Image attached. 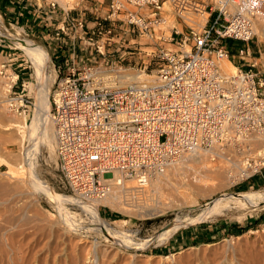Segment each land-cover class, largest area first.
<instances>
[{
	"label": "built area",
	"instance_id": "1",
	"mask_svg": "<svg viewBox=\"0 0 264 264\" xmlns=\"http://www.w3.org/2000/svg\"><path fill=\"white\" fill-rule=\"evenodd\" d=\"M48 2L64 12L52 39L69 51L49 50L48 70L57 181L77 200L70 203L101 199L131 180L144 187L196 150L239 164V180L262 172L264 71L252 43L261 51L264 0ZM226 38L245 45L234 52ZM18 48L0 37V99L26 114L34 82L15 65Z\"/></svg>",
	"mask_w": 264,
	"mask_h": 264
},
{
	"label": "rangeland",
	"instance_id": "2",
	"mask_svg": "<svg viewBox=\"0 0 264 264\" xmlns=\"http://www.w3.org/2000/svg\"><path fill=\"white\" fill-rule=\"evenodd\" d=\"M44 1L42 0L43 3ZM58 1L63 6L72 7L79 0ZM263 26L264 8L258 20L261 51L258 50L257 38L252 43V48L259 61L257 65L258 69L264 71V34L261 31ZM5 27L8 29H5ZM18 31L19 35L16 34ZM0 32L19 36V39L24 43L33 45L32 50H25L28 55L21 48L12 49V51L18 57L16 58L15 65L24 71L31 72L32 77L30 79L35 82L36 77L30 59L32 60L33 57H36L44 64L45 58L40 54L38 46L27 38H32L42 43L51 51L48 42L38 35L37 32L29 30L24 23H17L8 19L1 11ZM224 42L234 52H237L240 46L245 45L244 42L232 38H226ZM169 45L172 46L171 44ZM3 53H5V50ZM3 58L4 55L0 53V60ZM50 68L48 70L50 71L48 75L50 77L49 99L56 86V84L52 83L54 79L53 72H55L53 65ZM40 100L41 92L39 91V105ZM35 106L31 105L26 114H17L9 111L6 103L0 102V140H6V143L0 141V200L6 201L5 204L0 205V224H2L4 229H9L13 226L12 232L9 235L7 234L2 237L0 234V246L6 248V244L13 242L17 248L16 250H18V253L23 258L24 264H29V262H31L30 264H57V262L63 264L60 261L63 256L59 252H57L58 254H51V248H49V244L53 245L54 242L61 240L60 238L57 240V232L54 233L52 231V228L57 227L56 225H60L61 223V225H64L66 223L77 227L79 234L89 240V242L92 241V243L97 242L98 244L105 245V243H108V240L104 230L97 229V231L94 229L90 213L76 203L65 201L60 206L56 201L43 191H39L33 185L27 170L28 168L22 169L20 167L23 160L21 141L28 136V127L33 124V120L35 119L37 111ZM15 120L26 121L27 127L15 126ZM52 122L50 116L51 125L53 124ZM10 132H12V135ZM52 137L50 141L45 139L39 141L36 150L30 154V163L32 167L34 166L33 169L36 171L39 179L47 184L48 187L52 185L57 193H66L67 191L60 188L57 181L60 177V171L57 169L55 131ZM7 138L11 141H7ZM200 160L204 163V166L208 165L212 170L218 171L219 169L220 175L212 173L210 177L205 179L206 185H203V182L201 183L199 179L196 180L192 176L191 181L194 178V181H196L194 183L191 182L192 187L190 189L193 191H190L189 194L180 190L181 193L177 191L179 193L177 195L175 190H170L171 188L168 190V187L163 188L161 192L157 191L154 193L150 191V194L147 192L144 196V202L126 203L127 206L134 208H132L134 212L131 209L127 211L110 206H99V213L97 210L95 212L98 217L104 220L117 233L128 236L133 242L131 245H116L114 253L116 251L118 254L114 256V264H264V182L259 185L238 188L235 184L239 181V178L233 183L229 182L230 179L229 181L224 180L228 179L226 177H229L230 172L226 170L228 165L225 161L212 160L207 154L201 155ZM189 161L192 164L194 162L193 158ZM223 167H225V170ZM52 187L50 188L52 189ZM181 189H185V187H181ZM194 189L199 192H195ZM246 192L256 193L259 197L258 203L255 204L256 202H253V204H246V206L242 207L235 200H232L236 199L234 197H239L240 194ZM222 195H227L225 199L229 197L226 199L229 201L228 205L220 210V212L213 213L203 220L190 222L192 224L189 223V225L177 229L163 241L150 245L147 244L148 240L162 233L176 216L195 218L207 203ZM155 201H159L160 204L158 203L159 205L157 206ZM179 202L183 203L175 204ZM138 203H144L146 207L141 205L142 208L135 205ZM170 203H173L172 206L166 205H170ZM154 208L157 210L165 209V211L151 215L144 212L146 209L148 212H151ZM222 223L240 224L242 225V229L223 231ZM190 227H194L193 230L196 229L195 233L198 236H195V238L189 240L188 243L178 249L170 250L166 248L167 242L173 235H176L181 229H189ZM51 237L53 238L51 239ZM136 244L139 245L136 246ZM116 257L119 259H116ZM91 258H94V255ZM33 259L37 261L35 260L34 262ZM4 260H6L5 256L2 259L0 258V263L5 264Z\"/></svg>",
	"mask_w": 264,
	"mask_h": 264
},
{
	"label": "bare ground",
	"instance_id": "3",
	"mask_svg": "<svg viewBox=\"0 0 264 264\" xmlns=\"http://www.w3.org/2000/svg\"><path fill=\"white\" fill-rule=\"evenodd\" d=\"M261 31H262V34H264V26L261 28ZM5 34L6 33L0 32V35H5ZM16 34L19 35V31L16 32ZM6 35H9L10 37H12L15 44H17L24 51L27 49L32 50L33 45H30V44L28 45L27 43H24L23 41H21L19 39L20 38L19 36H15V35H12L9 33ZM27 39L32 40L38 46V48L40 50V54L42 55L43 58H45V62L43 64V62L41 60L37 59L36 57H33L32 60L29 58L31 61V64L33 66L34 75L36 77V80H35L34 84H32V87H33L34 95L36 98V101H35L36 106L35 107H36L37 111L35 113L36 116H35V119L33 120V124L28 127L29 128L28 129L29 130L28 136L26 137V139H23L21 141V144H22L21 152L23 154V160L21 161L20 167L22 169L28 168L27 170L29 172V176L31 178L33 185L39 191L41 190L45 194H47L51 199L56 201L59 205L65 201L66 202H72V201L75 202L77 200L75 198H73V196H71L67 193L58 192V193H60V194H58L57 191L52 187V185L50 186V183H49V186L52 187V189L50 187H48L47 184H45L42 180L39 179L36 171L33 169L34 166L32 167V165L30 163L31 152L36 150V147H37L40 140L45 139V140L50 141L52 134L55 131V128H54L53 122H52L53 126L50 124V112H49L50 106H51V98L49 99V96H48L49 90H50V85H49L50 84L49 83L50 77L48 76L49 72H50V71H48V66L50 64V51L42 43L37 42L32 38H27ZM25 53H26V51H25ZM230 61H229V59L223 60L222 61L223 66L230 71L236 70L237 65L236 66L233 65ZM53 76L55 78V72H53ZM53 81H54V79H53ZM37 84L39 87L38 90L41 92L40 105L38 104V93H39V91L37 90ZM1 93H2V91H0V94ZM1 101L2 100L0 99V102ZM14 124H15V126L27 127L26 121H24V120H15ZM10 133L12 135V132H10ZM8 139L9 138H7V141H9ZM0 141H2V140H0ZM5 141L6 140H4L2 142L6 143ZM257 143H259V146H263L264 145V136H262ZM3 147H5V146H3ZM9 148H11V147H9ZM4 149H6V148H4ZM201 155H206V152L201 151V150H196V151H193L189 154L183 155L182 157H180L178 162L175 163L172 167H170L164 174L157 175V176L151 178L150 182L144 187H135L136 182L134 180H131L129 183L130 188L122 189V187L116 186L112 189V191L107 196H105L101 199L92 200V202H88V201H82L81 203L78 202L83 209H85L88 213L91 214L92 226H94V229H96V230L99 229V230L105 231L108 243H110V244L105 243V245H103L101 243L98 244L97 242L92 243V241H90L91 242L90 243L89 240H87L85 237H83L82 235L79 234V232H78L79 230H77L78 229L77 227H74L70 224L68 225L66 223H64V225H61L62 224L61 223L60 225H56L57 226L56 228H52L53 226L50 227V228H52V231L54 233L57 232L58 235L56 234L57 235L56 239L57 240H58V238L61 239V240L59 239L60 240L59 242L56 240L57 242H54L53 245L49 244L50 245L49 248H51L50 252H52L51 254H55V253L59 252L63 256V257L60 256V257H62L60 259V261L63 264H114V262H113V259L115 258L114 256H117V254H118V252H116V251L114 253V249L116 248V245H124V244L131 245L133 242L128 238V236L123 235L121 233H117L115 230L112 229V227H110L107 223H105L104 220H102L101 218L98 217V215L95 212H96V210H97V212L99 211V205H104V206L108 205L112 208L123 209V210H127V211L130 209L132 210L133 207L127 206L126 203L141 202V201L144 202V196L147 194V192L149 194H150V191L154 192V193L157 191L161 192V190L165 187H168V190L170 188H171L170 190H175L177 195H179V193L177 191H180V190H183L189 194L190 191H193L190 189L192 187L191 182L194 183L197 179H199V181H201V183L203 182L202 183L203 185H206L207 183H206L205 179L207 177H210V175L212 173H218L220 175V173L218 172L219 169H218V171H216V170L210 169V167L208 165L204 166V163L200 160ZM192 158L194 161L193 164L189 161ZM225 167H226V165H225ZM225 167H223V169ZM236 168H240V165L239 164H234L233 166L228 165L226 170L230 171L229 177H226L228 179H224V180L229 181V179H230L229 182H231V183L235 182L237 177L235 176L234 169H236ZM230 169H233V170H230ZM192 176L196 178L195 181H194L195 178L193 179V181H191ZM226 184H229V183H226ZM221 185H223V184H221ZM181 187H185V189H181ZM195 192L198 193L199 191L195 190ZM200 192H202V191H200ZM180 193H181V191H180ZM63 194H66V195H63ZM15 195H14V197H15ZM19 195H20V193H19ZM226 196L227 195H222L221 197L207 203L203 207V209L199 213V215L195 218L182 217L180 215L176 216L167 225L166 229L164 231H162V233H160L159 235H156L151 240H148L147 244L150 245L152 243L163 241V240L167 239L174 231H176L177 229H179L185 225H188L190 222H192V221L197 222V221L203 220L204 218L210 216L213 213L220 212V210H222L223 208H225L228 205L229 200H226V199L229 197H227L225 199ZM234 198H236V199H232V200H235L236 203H238L240 206L243 207L244 205L246 206V204H253V202H256L255 204H257L259 197L256 193L246 192V193L240 194L239 197H234ZM9 200H10V198H9ZM5 203H6V201L0 200V205L1 204L3 205ZM155 203L157 206L160 204L159 201H155ZM181 203H183V202H179V203H175V204H181ZM172 204L173 203H170V205L169 204H166V205L170 207V206H172ZM135 205H138V207H142L141 205H144V203L143 204L138 203ZM144 207H146V206L144 205ZM164 211H165V209L164 210L163 209L157 210L156 208H154V210L151 212H148L147 209L144 212L145 213L147 212V214L151 215V214H156L159 212L163 213ZM132 212H134V211L132 210ZM51 225H53V224H51ZM12 229H13V226L9 229H4L2 224H0V234L2 235V237L6 236L7 234L9 235V233L12 232ZM53 232H52V234H53ZM58 236H60V237H58ZM52 238L53 237H51V239ZM15 242H16V240H15ZM48 242H50V241H48ZM138 245L139 244H136V246H138ZM16 249L17 248L15 247L13 242L6 244V248L0 246V258L2 259V257H4V256L6 257V260H4L5 264H24L23 258L20 256V253H18V250H16ZM92 255H94V258H91ZM116 259H119V258L116 257ZM35 260H34V262H35ZM54 260H55V258H54ZM30 261H32V260H30ZM54 262H56V261H54ZM30 263L31 262H29V264ZM2 264H4V263H2ZM57 264H59V263L57 262Z\"/></svg>",
	"mask_w": 264,
	"mask_h": 264
},
{
	"label": "crops",
	"instance_id": "4",
	"mask_svg": "<svg viewBox=\"0 0 264 264\" xmlns=\"http://www.w3.org/2000/svg\"><path fill=\"white\" fill-rule=\"evenodd\" d=\"M101 4H107L108 0H95ZM43 6V8H41ZM0 11L6 15L8 19L13 20L14 22H22L29 30L37 32L43 39L48 42V46L51 48V51L55 54L56 49H59L61 53L68 54L67 47L65 44L63 46L56 40H53V34L58 25H61L64 20V12L61 8L53 9L48 0H45L44 3L42 0H0ZM73 14L77 13V10L72 12ZM42 16V17H41ZM92 15H88V18H91ZM70 42V39H68ZM68 42V43H69ZM131 55L127 57L125 62H130ZM230 61V60H229ZM234 61V60H233ZM233 65H236L230 61ZM264 182V167L261 173H258L248 179L239 180L235 185L238 188H245L248 186L259 185ZM242 225L227 224L222 223V230L237 231L241 230ZM194 227L189 229H181L176 235H173L166 244L167 249H178L188 243L189 240L198 236L196 229ZM195 234V235H194Z\"/></svg>",
	"mask_w": 264,
	"mask_h": 264
},
{
	"label": "water",
	"instance_id": "5",
	"mask_svg": "<svg viewBox=\"0 0 264 264\" xmlns=\"http://www.w3.org/2000/svg\"><path fill=\"white\" fill-rule=\"evenodd\" d=\"M0 37L6 39V40H10V41H13L12 37H10L9 35H0ZM192 224V223H190ZM189 225V224H188Z\"/></svg>",
	"mask_w": 264,
	"mask_h": 264
}]
</instances>
